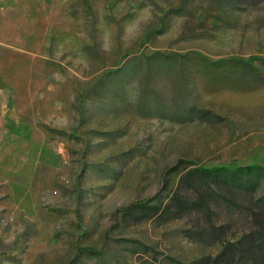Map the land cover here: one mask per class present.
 I'll return each mask as SVG.
<instances>
[{"label": "rangeland", "instance_id": "obj_1", "mask_svg": "<svg viewBox=\"0 0 264 264\" xmlns=\"http://www.w3.org/2000/svg\"><path fill=\"white\" fill-rule=\"evenodd\" d=\"M252 164L264 0H0V264H264L219 254L254 215L180 185Z\"/></svg>", "mask_w": 264, "mask_h": 264}, {"label": "trees", "instance_id": "obj_2", "mask_svg": "<svg viewBox=\"0 0 264 264\" xmlns=\"http://www.w3.org/2000/svg\"><path fill=\"white\" fill-rule=\"evenodd\" d=\"M263 172L264 166L259 164L241 165L232 168L223 166H190L182 172L180 176V185H185L187 188L191 189H201L199 186L202 183L206 181L210 184L213 183L219 191L215 193L225 200L227 206H235V210L238 212H244V209H246L248 210L247 213H244L246 216L254 215V218L257 219L254 226L252 225L246 233L235 241V243H226L220 250V255L228 254V256L232 258L234 251L230 246L238 245L236 248L240 247L242 251L246 250L250 252V263L264 256V217L253 211V207L245 204L242 205V201L248 202L247 199L243 197L244 193L254 191L258 186V177L263 175ZM202 192L203 191H198L195 199L197 202H200L201 206H204V210L206 209L205 214L210 215L212 209ZM170 199L178 208L186 202L179 194H174ZM259 199H263L264 201V194L261 195ZM263 204L264 202H262V205ZM249 237H251V240ZM247 243L249 246L247 249H244L243 246Z\"/></svg>", "mask_w": 264, "mask_h": 264}]
</instances>
